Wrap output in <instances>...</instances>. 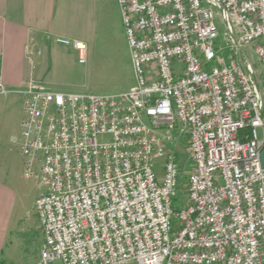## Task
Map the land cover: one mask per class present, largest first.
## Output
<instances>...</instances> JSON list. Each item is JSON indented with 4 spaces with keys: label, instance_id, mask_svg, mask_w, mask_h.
Segmentation results:
<instances>
[{
    "label": "built area",
    "instance_id": "obj_1",
    "mask_svg": "<svg viewBox=\"0 0 264 264\" xmlns=\"http://www.w3.org/2000/svg\"><path fill=\"white\" fill-rule=\"evenodd\" d=\"M119 5L134 86L22 91L40 264H264V75L243 52L264 66V0ZM54 41L86 63L83 42Z\"/></svg>",
    "mask_w": 264,
    "mask_h": 264
},
{
    "label": "crops",
    "instance_id": "obj_2",
    "mask_svg": "<svg viewBox=\"0 0 264 264\" xmlns=\"http://www.w3.org/2000/svg\"><path fill=\"white\" fill-rule=\"evenodd\" d=\"M120 15L119 0H0V79L10 91L0 96V264L21 221L22 91L30 80L54 92L88 88L97 44ZM55 37L83 42L87 65L80 63L76 50L56 44ZM18 106L19 134L11 138L9 118Z\"/></svg>",
    "mask_w": 264,
    "mask_h": 264
},
{
    "label": "rangeland",
    "instance_id": "obj_3",
    "mask_svg": "<svg viewBox=\"0 0 264 264\" xmlns=\"http://www.w3.org/2000/svg\"><path fill=\"white\" fill-rule=\"evenodd\" d=\"M216 23L222 40L225 34V26L220 19H217ZM243 52L249 57L257 73L263 76L264 66L257 59L253 46L245 47ZM88 61L89 59L86 57V65ZM93 62L88 88L86 86L82 92L77 93L108 95L127 91L136 84L131 50L121 15L119 21L112 23L109 35L103 36L97 44ZM20 111L18 106L9 118L8 136L11 138L19 134L16 122L20 119ZM258 134L259 138L262 139V129L258 130ZM182 141L184 142L178 146L179 154L181 158H185L187 145L185 140ZM192 166L193 163L189 160L187 169L192 168ZM21 175L22 192L18 204L20 216L17 214L21 221L8 247V250L11 249V251L7 250V257L2 264H40L41 262L40 249L44 238L34 204L37 196L45 189L36 181L26 179L24 172ZM184 198V193L180 194L176 203L179 204Z\"/></svg>",
    "mask_w": 264,
    "mask_h": 264
},
{
    "label": "trees",
    "instance_id": "obj_4",
    "mask_svg": "<svg viewBox=\"0 0 264 264\" xmlns=\"http://www.w3.org/2000/svg\"><path fill=\"white\" fill-rule=\"evenodd\" d=\"M187 147V146H186ZM188 161H189V157L186 156L185 159H183V162H182V170H185L187 164H188ZM185 177V176H184ZM185 183V181H184Z\"/></svg>",
    "mask_w": 264,
    "mask_h": 264
},
{
    "label": "water",
    "instance_id": "obj_5",
    "mask_svg": "<svg viewBox=\"0 0 264 264\" xmlns=\"http://www.w3.org/2000/svg\"><path fill=\"white\" fill-rule=\"evenodd\" d=\"M262 164H263V166H264V153H263V155H262Z\"/></svg>",
    "mask_w": 264,
    "mask_h": 264
}]
</instances>
